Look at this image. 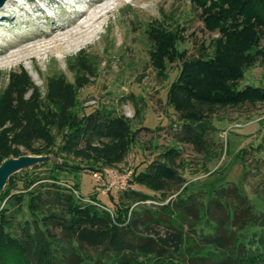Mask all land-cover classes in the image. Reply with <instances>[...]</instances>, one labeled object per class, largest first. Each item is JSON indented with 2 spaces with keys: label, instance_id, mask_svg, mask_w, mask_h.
<instances>
[{
  "label": "rangeland",
  "instance_id": "rangeland-1",
  "mask_svg": "<svg viewBox=\"0 0 264 264\" xmlns=\"http://www.w3.org/2000/svg\"><path fill=\"white\" fill-rule=\"evenodd\" d=\"M225 1L223 6L227 7L229 3ZM210 6L207 2L203 8L192 0L116 1L114 10L101 20L93 43L75 46L66 54L41 53L36 59L38 62L0 63V92L9 89L13 98V112L3 120L6 122L0 129L11 128L10 135L39 127L50 128L53 133V142L48 146L49 159L17 173L11 194L0 200V208H5L11 219L7 231L20 235L25 224L31 232L43 230L41 218L51 213L68 217L61 204L47 200L54 190L53 182L69 188L76 202L107 210L113 222L117 221V215L124 223L133 214L141 218L144 224L134 228V235L157 239V236L179 232L182 242L178 249L169 247L165 252L170 258L186 263L199 254H207L210 248L198 239L204 228L193 229L191 217L184 222L168 207L178 198L191 196L205 204L217 188L234 183L254 210L264 213V103L200 106L204 115L201 122L206 128L203 148H197L183 140L182 126L186 120L168 97L169 86L181 73L182 65L202 56L211 57L217 40L222 52L235 64L245 57L256 59L245 70L238 87L248 83L264 88V27L251 19L252 27L244 33L222 35L205 18ZM1 13L0 19H4ZM42 28L48 32L51 26ZM36 30L37 27L28 26L23 10L16 9L14 20L6 18L0 23V49ZM160 31H165L171 41L163 51L162 70L151 61L155 44L151 35ZM6 35L8 38L1 40ZM187 66L186 70L190 71L191 66ZM22 70L38 88L42 101L53 79L73 85L75 100L69 105L62 103L61 111L55 104L40 106L43 112H38V118L29 117L27 112L19 111L17 92L12 88L21 80ZM190 73L197 76L194 71ZM197 83V90L203 91L207 86L212 88L215 81L197 78ZM31 92H25L24 98L28 99ZM172 100L182 106L193 102L176 90ZM48 144L49 139L28 135L23 144L13 146L24 156L33 157L32 148ZM56 162L69 165L61 170L55 168ZM152 164L167 165L179 179L163 177V182L158 183ZM105 170H116L124 177L122 188L105 190L108 182ZM140 172L147 177L137 185L133 179ZM135 189L150 197L133 195ZM31 190H39L43 197L40 210L34 214L28 208ZM14 194L21 195L22 200L9 198ZM92 194L96 199L90 198ZM158 214L160 221L148 222ZM47 228L59 244L69 241L59 226L50 224ZM258 230L245 227L237 234L240 241H248ZM70 242L86 264H93L97 258L109 259L111 254L104 246L80 244L74 238ZM141 259L146 257L138 256Z\"/></svg>",
  "mask_w": 264,
  "mask_h": 264
},
{
  "label": "trees",
  "instance_id": "trees-1",
  "mask_svg": "<svg viewBox=\"0 0 264 264\" xmlns=\"http://www.w3.org/2000/svg\"><path fill=\"white\" fill-rule=\"evenodd\" d=\"M192 1L203 8L207 2L211 3L214 10H211V6L208 7L205 18L209 19V25L213 24L214 27L219 28L222 35H229L231 32L244 33L252 27L251 19H254L258 26L264 27V0H227L229 3L227 7L223 6L226 3L225 0ZM162 31L151 35L155 42L154 49L151 51V61L160 70L164 63L163 51L169 48L167 43H171L165 36V31L164 33ZM255 60L252 57H245L240 63H233L229 56L222 52L217 40L211 57L202 56L182 65L181 73L169 86L168 97L173 102L174 108L180 111L186 120L182 126L183 140L193 143L197 148H203L206 124L201 122L204 115L199 107L202 105L226 107L246 103H264L263 87L248 83L244 87H238L245 70ZM186 65L191 66L190 71H194L197 76L187 71ZM197 78H208L215 83H212V88L207 86L203 91L197 90L199 86ZM12 88L17 92L16 101L19 111L27 112L29 117L34 118H38V112H43L40 106L55 104L61 111L62 103L69 105L75 100L73 85L62 79H53L52 86L42 101L38 88L24 70L21 71V80L15 82ZM8 90L4 89L0 92V126L4 125L6 121L3 120L7 119L13 108V98ZM28 90L32 92L26 99L23 95ZM175 90L190 97L193 102L187 106L175 103V100H172ZM10 129L8 127L0 129V163L10 156L23 155L13 145L23 144V140L28 135L41 136L47 141L49 139L47 147L32 148V154L51 153L48 148L53 142V133L50 128H29L16 135H10ZM68 165L65 162L60 164L56 162L55 168L64 170ZM151 167L157 171L153 176L157 178L158 183L163 182V177L179 179L176 172L165 164H152ZM77 168L76 166L75 169ZM16 175L17 173L9 177L4 189L0 192V200L11 194V185ZM144 177H147L146 173L136 174L134 183L139 185ZM52 179L55 180L56 177L52 176ZM51 186L54 190L47 200L51 204H61L68 217H57L56 214L51 213L41 218L43 230L35 229L31 232L25 224L20 235H13L7 231V228L11 226L10 215L5 208H0V264H86L77 249L70 244L73 238L80 244L92 247L104 246L109 250L111 253L109 259L97 258L93 264H264V213H257L249 199L234 183L217 188L205 204L188 196V198L180 197L176 202L168 205L171 211L176 212L183 221L191 217L193 229L196 226L204 228L198 239L204 247H209L210 251L207 254L195 256L194 260L187 263L170 258L165 252V249L169 247L178 249L182 242L179 232H170L164 237L157 236V239L134 235V228L144 224L141 218L133 214L130 220L124 223L125 221L117 215V221L113 222L107 210H100L91 203L76 202L69 188H62L55 182ZM28 194V208L34 214L35 211L40 210L43 197L39 190H31ZM132 194L143 196L141 197L143 199L150 197L138 189L132 190ZM96 197L94 194L90 196L92 200ZM9 198L19 202L22 200L21 195L16 194ZM163 208L166 209V207ZM159 214L151 216L148 222L160 221ZM50 224L59 226L69 241L59 244L47 230V225ZM245 227L258 228L259 232H253L252 239L248 241H240L237 232ZM138 256L146 257V259L138 260Z\"/></svg>",
  "mask_w": 264,
  "mask_h": 264
},
{
  "label": "bare ground",
  "instance_id": "bare-ground-1",
  "mask_svg": "<svg viewBox=\"0 0 264 264\" xmlns=\"http://www.w3.org/2000/svg\"><path fill=\"white\" fill-rule=\"evenodd\" d=\"M114 1L25 0L17 3L16 0H4L0 5V13L4 12L1 13V17L14 20L16 9H21L28 26L37 27L38 30L27 36L23 35L19 42H11L12 44L9 42L3 46L0 49V63L5 64L14 60L34 62L41 53H65L75 46L93 43L94 36L99 32L101 20L114 10L115 2L120 0ZM63 11L70 14L66 15ZM4 19L1 18L0 23ZM46 25L51 26L48 32L42 28ZM7 36L1 40L8 38Z\"/></svg>",
  "mask_w": 264,
  "mask_h": 264
},
{
  "label": "water",
  "instance_id": "water-1",
  "mask_svg": "<svg viewBox=\"0 0 264 264\" xmlns=\"http://www.w3.org/2000/svg\"><path fill=\"white\" fill-rule=\"evenodd\" d=\"M4 0H0V5ZM49 154H40L31 156L20 155L17 157L10 156L0 163V192L4 189L9 177L19 173L29 167L44 163L49 159Z\"/></svg>",
  "mask_w": 264,
  "mask_h": 264
},
{
  "label": "built area",
  "instance_id": "built-area-1",
  "mask_svg": "<svg viewBox=\"0 0 264 264\" xmlns=\"http://www.w3.org/2000/svg\"><path fill=\"white\" fill-rule=\"evenodd\" d=\"M105 175L108 177V182L105 183V190H110V188L114 187L122 188L125 179L119 172H117L116 170H105Z\"/></svg>",
  "mask_w": 264,
  "mask_h": 264
}]
</instances>
